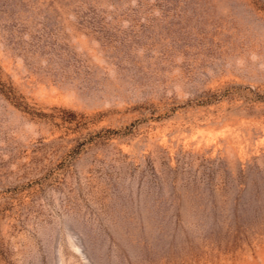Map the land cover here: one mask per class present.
<instances>
[{"label": "rangeland", "instance_id": "obj_1", "mask_svg": "<svg viewBox=\"0 0 264 264\" xmlns=\"http://www.w3.org/2000/svg\"><path fill=\"white\" fill-rule=\"evenodd\" d=\"M0 264H264V0H0Z\"/></svg>", "mask_w": 264, "mask_h": 264}]
</instances>
